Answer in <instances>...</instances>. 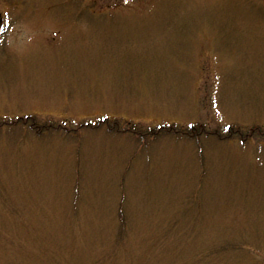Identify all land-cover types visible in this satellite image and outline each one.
<instances>
[{"label":"rangeland","instance_id":"374dc122","mask_svg":"<svg viewBox=\"0 0 264 264\" xmlns=\"http://www.w3.org/2000/svg\"><path fill=\"white\" fill-rule=\"evenodd\" d=\"M0 16V120L72 129L0 125V264H264V137L80 129L264 128V0H0Z\"/></svg>","mask_w":264,"mask_h":264},{"label":"trees","instance_id":"16d2710c","mask_svg":"<svg viewBox=\"0 0 264 264\" xmlns=\"http://www.w3.org/2000/svg\"><path fill=\"white\" fill-rule=\"evenodd\" d=\"M23 124L28 126L30 129H33L37 131V133H42L44 131H48L49 129H66V130H71V128L66 127L63 124H57V123H52L48 122L47 124H41L40 122L37 121L35 116H27L25 118H16L12 120L11 122H7L6 120H0V125L1 124H6V125H16V124ZM123 123H125L123 125ZM92 128V129H98L100 127H106L109 132L112 133H119V134H124L128 133L130 135H133L135 138L144 141V142H149V140L158 138V137H163V136H168V135H175L177 137H184L188 139H193V140H198L200 137L204 136H213L216 137L219 140H226L229 141L230 139H241V140H250L253 133H255L256 136H261L264 137V128L262 126H257L255 130H240L236 129V127H228L226 131L222 130H209L207 128H199L196 125H190V126H180V125H158V126H151V127H142L139 126L137 123H132L129 121H121L120 119H111V118H101L98 121L95 122H89L80 125L81 128ZM78 129V128H77ZM120 217L122 219V228L120 235L118 239H123V234L125 232V213L123 208L120 209ZM234 248L238 249V246H230L229 249L234 250Z\"/></svg>","mask_w":264,"mask_h":264}]
</instances>
